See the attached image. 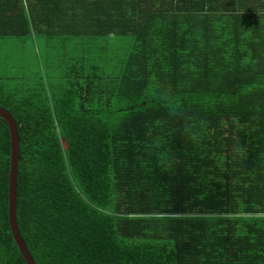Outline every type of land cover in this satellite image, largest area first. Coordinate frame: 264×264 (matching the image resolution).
I'll return each mask as SVG.
<instances>
[{
  "label": "trees",
  "instance_id": "obj_1",
  "mask_svg": "<svg viewBox=\"0 0 264 264\" xmlns=\"http://www.w3.org/2000/svg\"><path fill=\"white\" fill-rule=\"evenodd\" d=\"M32 32L132 42L56 103L0 90L34 262L264 264V0H0V37ZM11 148L0 117V264H27Z\"/></svg>",
  "mask_w": 264,
  "mask_h": 264
},
{
  "label": "rangeland",
  "instance_id": "obj_2",
  "mask_svg": "<svg viewBox=\"0 0 264 264\" xmlns=\"http://www.w3.org/2000/svg\"><path fill=\"white\" fill-rule=\"evenodd\" d=\"M131 43L129 36L59 37L32 32L21 38L0 37V90L16 99L39 94L48 98L47 104L56 103L76 69L120 77Z\"/></svg>",
  "mask_w": 264,
  "mask_h": 264
},
{
  "label": "water",
  "instance_id": "obj_3",
  "mask_svg": "<svg viewBox=\"0 0 264 264\" xmlns=\"http://www.w3.org/2000/svg\"><path fill=\"white\" fill-rule=\"evenodd\" d=\"M0 117L3 118L10 129L11 135V172H10V193H9V221L14 239L27 264H36L20 234L17 222V178L19 165V135L16 122L13 116L5 109L0 108Z\"/></svg>",
  "mask_w": 264,
  "mask_h": 264
}]
</instances>
